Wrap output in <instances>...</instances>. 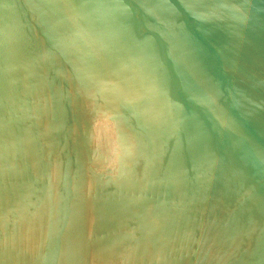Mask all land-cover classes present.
<instances>
[{
    "label": "water",
    "instance_id": "obj_1",
    "mask_svg": "<svg viewBox=\"0 0 264 264\" xmlns=\"http://www.w3.org/2000/svg\"><path fill=\"white\" fill-rule=\"evenodd\" d=\"M0 264H264V0H0Z\"/></svg>",
    "mask_w": 264,
    "mask_h": 264
}]
</instances>
